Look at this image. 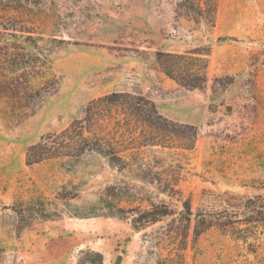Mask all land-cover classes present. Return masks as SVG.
I'll use <instances>...</instances> for the list:
<instances>
[{
	"label": "rangeland",
	"instance_id": "1",
	"mask_svg": "<svg viewBox=\"0 0 264 264\" xmlns=\"http://www.w3.org/2000/svg\"><path fill=\"white\" fill-rule=\"evenodd\" d=\"M113 94L175 126L115 110L89 126V104ZM76 121L119 160L28 163ZM179 257L264 264V0H0V264Z\"/></svg>",
	"mask_w": 264,
	"mask_h": 264
},
{
	"label": "trees",
	"instance_id": "2",
	"mask_svg": "<svg viewBox=\"0 0 264 264\" xmlns=\"http://www.w3.org/2000/svg\"><path fill=\"white\" fill-rule=\"evenodd\" d=\"M165 74L187 89H199L202 88L205 83V81L201 80V78L193 75L192 73L187 75L188 77H186V79H179L180 75L177 72L165 68ZM195 78L197 82L193 81ZM114 110L118 114H124L125 117L138 116L141 118V121L147 125V127L157 132H170L169 127L175 126V123L159 114L153 102L141 96L135 97L128 94H113L91 102L85 111L87 123L89 126H92L95 121L98 122L99 119L100 121L104 119L106 114L110 116ZM188 128L194 130L193 127ZM196 138L197 133H194L192 135V142H194ZM73 150L76 151V154L96 152L108 158L111 162L119 160L116 154H114L115 148L111 145L110 141L96 138L93 140L85 137L82 123L80 121H76L71 127L60 134L50 136L47 140H43L38 144L31 146L27 151V161L30 164H35L50 158L58 157L60 154L71 153ZM253 208V212H255L257 206L255 205ZM255 213L257 215H261V213L257 211ZM151 214L152 212L149 211L145 215L148 217ZM160 216L164 215L160 214ZM250 218L251 219H249L248 222L251 224L250 227H252V224L256 223V217L254 218L251 216ZM147 220L150 223L158 222V219L156 218H148ZM196 230H198V227ZM202 231L198 230V233ZM233 231L238 232V227H233ZM98 257L101 258V255L98 254ZM178 260L180 261H162L160 264H183L181 257H179Z\"/></svg>",
	"mask_w": 264,
	"mask_h": 264
},
{
	"label": "water",
	"instance_id": "3",
	"mask_svg": "<svg viewBox=\"0 0 264 264\" xmlns=\"http://www.w3.org/2000/svg\"><path fill=\"white\" fill-rule=\"evenodd\" d=\"M119 261V260H118Z\"/></svg>",
	"mask_w": 264,
	"mask_h": 264
}]
</instances>
